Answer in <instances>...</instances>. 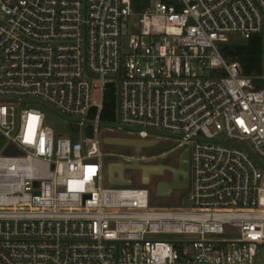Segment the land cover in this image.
I'll return each instance as SVG.
<instances>
[{
    "label": "built area",
    "instance_id": "built-area-1",
    "mask_svg": "<svg viewBox=\"0 0 264 264\" xmlns=\"http://www.w3.org/2000/svg\"><path fill=\"white\" fill-rule=\"evenodd\" d=\"M255 36L264 0H0V264H264V73L219 49ZM101 125L187 150V205L108 184Z\"/></svg>",
    "mask_w": 264,
    "mask_h": 264
},
{
    "label": "rangeland",
    "instance_id": "rangeland-1",
    "mask_svg": "<svg viewBox=\"0 0 264 264\" xmlns=\"http://www.w3.org/2000/svg\"><path fill=\"white\" fill-rule=\"evenodd\" d=\"M153 0H151L152 2ZM233 41V40H232ZM95 94V98H96ZM113 101H115V93L113 91ZM33 106H41V108L44 110V112L47 114V121L49 124L52 125L55 132L61 135L68 136L70 139L74 140L77 139L78 135L71 134L69 132V121L60 116L57 112L52 110L49 106H42L39 103L32 104ZM162 138L159 141L158 145L152 149L144 150L140 153L138 156H143L145 158H149L150 156L159 155L161 152H166L167 154L163 156H159L156 158H150L149 160H146L148 163L152 164H170L175 165V162L173 158L176 156L175 153H168L167 151L172 147V137L169 135L162 134ZM104 137H122V138H137L136 130L133 129H117L116 127H106V125H101L100 127V133H99V139H103ZM100 150L103 154L102 161L104 164H107L109 162L118 161V158L115 156H108V154H123L124 156H134V152L131 148L127 147H117V146H110V145H104L103 142L100 144ZM107 154V155H106ZM125 177L132 180V186L138 187L139 186V172L137 171H126ZM106 184V181H105ZM183 194H185L181 190H174L171 192V194L167 197L162 198H156L154 193H151V201L155 204V206L160 207H179L183 205H187V201L185 197H183Z\"/></svg>",
    "mask_w": 264,
    "mask_h": 264
},
{
    "label": "water",
    "instance_id": "water-1",
    "mask_svg": "<svg viewBox=\"0 0 264 264\" xmlns=\"http://www.w3.org/2000/svg\"><path fill=\"white\" fill-rule=\"evenodd\" d=\"M104 145L117 146V147H127L132 148L134 153L139 155L142 149L153 147L156 141H142L136 139L122 138V137H104L102 140ZM5 154H9V151H5ZM135 169H148L151 173H157L161 166L157 165H126L120 163H110L107 166V182L110 185H130L131 181L126 180L125 170H135ZM174 172V178L170 183H163L158 186L157 196L167 197L169 196L170 190H184L187 188V178H188V151L184 150L180 154L179 168L178 170L171 169ZM147 175H144L143 185H147L148 181L146 179ZM182 177V181L179 177Z\"/></svg>",
    "mask_w": 264,
    "mask_h": 264
},
{
    "label": "trees",
    "instance_id": "trees-1",
    "mask_svg": "<svg viewBox=\"0 0 264 264\" xmlns=\"http://www.w3.org/2000/svg\"><path fill=\"white\" fill-rule=\"evenodd\" d=\"M221 54L228 61H236L241 67L243 74L246 76H259L264 73V51L261 38L258 36L248 40H237L219 47ZM264 84H258L263 87ZM114 101L113 89L107 87L104 93L103 107L100 111L102 122H111L114 119ZM96 109H92L90 117H94ZM75 130V127H72ZM87 136H91V129L86 131Z\"/></svg>",
    "mask_w": 264,
    "mask_h": 264
},
{
    "label": "flooded vegetation",
    "instance_id": "flooded-vegetation-1",
    "mask_svg": "<svg viewBox=\"0 0 264 264\" xmlns=\"http://www.w3.org/2000/svg\"><path fill=\"white\" fill-rule=\"evenodd\" d=\"M158 145V143H156L153 147H149V148H145L142 149V151L144 150H149L152 149L154 147H156ZM132 149V148H131ZM132 151L134 152V150L132 149ZM141 151V152H142ZM168 153H175L176 156L173 158L175 165H170V164H164V163H159V164H152V163H148V162H143V163H139L140 165H157V166H161V169L157 172V173H151L148 169H135V170H129V171H137L139 172V179L138 182L142 183L144 180V175L146 176V179L148 181L147 185L148 188L150 190L151 193H154L155 195H157L158 192V186L160 184H165V183H170L172 182L173 178H174V172L171 171V169L174 170H178L179 168V159H180V154L179 152L176 151H167ZM167 154L166 152H161L159 155H155V156H150L149 158H145L146 160H149L150 158H156L159 156H163ZM128 170H125V172ZM130 180V179H129ZM179 180L182 181V177H179ZM132 183V180H130ZM187 185H188V178H187ZM173 190H170V193Z\"/></svg>",
    "mask_w": 264,
    "mask_h": 264
}]
</instances>
